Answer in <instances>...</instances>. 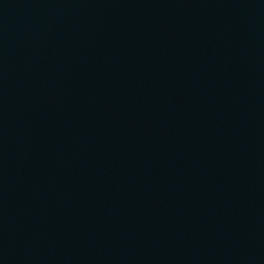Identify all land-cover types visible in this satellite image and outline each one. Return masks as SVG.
Returning <instances> with one entry per match:
<instances>
[{"label": "water", "instance_id": "obj_1", "mask_svg": "<svg viewBox=\"0 0 264 264\" xmlns=\"http://www.w3.org/2000/svg\"><path fill=\"white\" fill-rule=\"evenodd\" d=\"M0 264H264V0H0Z\"/></svg>", "mask_w": 264, "mask_h": 264}]
</instances>
